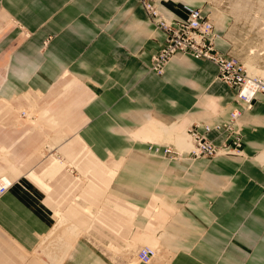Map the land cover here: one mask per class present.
<instances>
[{"label": "crops", "instance_id": "1", "mask_svg": "<svg viewBox=\"0 0 264 264\" xmlns=\"http://www.w3.org/2000/svg\"><path fill=\"white\" fill-rule=\"evenodd\" d=\"M212 6L213 0H160L170 20H186L185 7L203 9L214 20L217 50L227 55L231 21ZM165 39L140 0H0V102L47 94L67 74L76 78L79 103L41 110L47 124H69L75 136L67 143L59 132L48 149L59 146L73 165L78 144L100 166L83 168L97 180L90 189L95 202L83 206L75 197L67 212L57 206L54 225L47 194L65 163L53 157L41 172L23 173L16 155L5 158L0 177L14 185L0 199V232L10 243L0 244V264H40L33 255L49 233L45 242L57 251L47 264H143L137 253L150 245L162 249L151 264H264V169L254 160L264 151V95L241 118L247 159L156 155L151 143L164 148L176 133L178 143L190 122L225 124L237 107V90L209 61L179 55L163 76L151 72ZM25 135L1 150L10 153ZM206 137L223 142L218 132Z\"/></svg>", "mask_w": 264, "mask_h": 264}, {"label": "rangeland", "instance_id": "2", "mask_svg": "<svg viewBox=\"0 0 264 264\" xmlns=\"http://www.w3.org/2000/svg\"><path fill=\"white\" fill-rule=\"evenodd\" d=\"M239 5L242 6V9L236 8V6ZM212 9L218 14L228 17L231 21L227 39L231 43V45H229L228 53L244 64H247L248 62L254 63L256 66L258 65V68L264 71V0H213ZM152 24L155 30H158L153 22ZM53 39L54 37L51 36L45 41V48L49 46ZM162 48L152 56L149 67V70L157 76H163L165 74L164 72L163 75H158L152 69L153 58L155 55L160 54ZM252 50L254 51L253 54ZM177 56L179 55H176L175 57ZM173 59H171L170 62ZM72 81H75L76 84L74 83L70 90H66V84L71 83ZM82 89L83 86L77 83V79L67 74L53 87L52 91L47 94L26 93L19 95L12 100H5L10 104H6L2 98L3 102H0V106L4 107V111H0V166H6L5 158L12 159V155H16L14 159L17 160L14 161L23 173H27L32 169L41 172L42 169L46 168L53 157L62 160L65 163L63 173L58 176V178L50 180V183L53 186V191L49 195L47 194L46 203L54 214V225H57V219L55 217V208L57 206L60 210L67 212L68 209L73 206L72 203L75 202V197L80 198L78 202L83 206L90 207L91 204L95 202V197L90 196L93 194L90 189L92 182L97 183V180L92 174H86L83 171V168H100V166L96 165L93 160L88 158L87 153H84L82 146L78 144L74 149V151L77 152L78 157L73 165L70 164L67 155L64 154L61 148L59 149V146L53 150H49L48 145L55 142V139L59 136V132L63 133V137L67 139V143L72 141L75 136L74 132L69 127V124L60 125L57 128H54L47 124L46 120H42L40 113L44 108H49L53 112H56L61 106L70 104L74 99L79 103V96ZM224 109L225 108H222L219 113ZM79 113V106L73 108V115L77 117L74 122L77 123V125L80 124L82 120L80 119ZM191 123L192 122L188 123L187 126L182 125V130L179 133L185 134ZM241 123V135L243 140L244 125L243 122ZM26 132L27 135L11 148L10 153H5L1 150L2 146L10 147L15 140L20 139ZM177 134L178 133L173 135L170 139L171 143L166 144L165 147L175 148L176 144L179 146L176 142ZM162 145L164 144L160 145L158 143H151L150 148L154 146L163 148ZM261 154L262 152L259 153L254 160H256L258 165L264 169L258 160V157ZM162 156L167 160H183L181 157L170 159L164 155ZM238 158L247 159L244 150L243 156ZM186 159L195 161L194 159L187 157V155ZM48 196H50L51 200L48 199ZM99 199L100 197L97 198V200ZM91 215L94 216V213H91L88 217ZM71 224H77V218L71 219L64 228L69 227ZM49 234L41 239L38 251L33 255L40 264L49 263V256L54 255L57 251V246L55 244L49 247L47 246V244L52 241L51 239L45 242ZM0 244L10 245L1 232ZM150 247H152V245H150ZM157 250L159 255L162 252V249L157 247ZM60 264H67L66 260L61 261Z\"/></svg>", "mask_w": 264, "mask_h": 264}, {"label": "built area", "instance_id": "3", "mask_svg": "<svg viewBox=\"0 0 264 264\" xmlns=\"http://www.w3.org/2000/svg\"><path fill=\"white\" fill-rule=\"evenodd\" d=\"M156 28L165 36V44L160 54L153 58L152 69L163 75L167 64L176 55L189 56L195 60H206L219 69V79L237 90L235 104L237 107L230 113V120L225 124L208 125L192 122L187 133L192 143L189 153L182 154L176 147L154 146L150 150L170 158H186L198 160L223 156H243V140L241 117L243 113L253 109L259 95H264V78L251 76L245 64L230 54H221L215 45L216 34L214 20L201 8L185 7L188 14L186 20H170L160 10L159 0H140ZM204 131V133L201 132ZM218 132L223 135L220 145L207 139L206 134ZM178 160V159H177ZM260 162V161H259ZM264 168V163L260 162ZM14 183L0 179V199L9 192ZM158 256V252L149 246L141 248L137 253L138 261L150 264Z\"/></svg>", "mask_w": 264, "mask_h": 264}, {"label": "bare ground", "instance_id": "4", "mask_svg": "<svg viewBox=\"0 0 264 264\" xmlns=\"http://www.w3.org/2000/svg\"><path fill=\"white\" fill-rule=\"evenodd\" d=\"M262 5V4H261ZM260 9V8H259ZM259 11V10H258ZM260 12V11H259ZM262 12V11H261ZM253 50H252V54H253ZM249 59V58H248ZM261 60V59H260ZM245 66L246 68L248 69V72L251 76H260L262 78H264V71L261 70L260 68H258V65L256 66L254 63H245ZM167 68V67H166ZM248 112V111H247ZM242 118V117H241ZM178 145L176 144V148L182 153V154H185V153H189L190 150L192 149V143L190 142L189 140V136H188V133H187V130H186V133L183 134V135H179L178 137ZM152 152H154L156 155L162 153V149L159 153H156L154 150H151ZM184 159V158H182ZM186 159V158H185ZM258 160L262 163H264V151L262 152V154L258 157ZM0 179H4L6 181H9L11 182V180L5 176H1ZM150 247V246H149ZM152 248V247H151ZM155 249V248H154ZM157 252L158 250L155 249ZM159 253V252H158ZM158 257V256H157ZM156 257V258H157ZM155 258V259H156Z\"/></svg>", "mask_w": 264, "mask_h": 264}]
</instances>
